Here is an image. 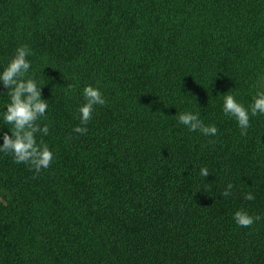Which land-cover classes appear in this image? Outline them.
Masks as SVG:
<instances>
[{
  "label": "trees",
  "instance_id": "16d2710c",
  "mask_svg": "<svg viewBox=\"0 0 264 264\" xmlns=\"http://www.w3.org/2000/svg\"><path fill=\"white\" fill-rule=\"evenodd\" d=\"M21 45L54 160L0 153V264H264V115L242 136L223 112L264 77V0H0V72ZM88 85L107 103L80 135ZM240 208L262 219L239 227Z\"/></svg>",
  "mask_w": 264,
  "mask_h": 264
},
{
  "label": "clouds",
  "instance_id": "9594fccd",
  "mask_svg": "<svg viewBox=\"0 0 264 264\" xmlns=\"http://www.w3.org/2000/svg\"><path fill=\"white\" fill-rule=\"evenodd\" d=\"M30 55L32 52L27 45L19 46L8 65L0 72V82L7 89L6 94L10 98L6 105L7 110L0 115L3 117V123L10 126L11 131V134L4 132L0 137L3 141L0 144V153L12 155L15 163L28 165L36 175H39L42 170L51 167L54 154L42 138L39 141L37 139L38 134L41 137L49 135V125L44 123L41 126L40 123L42 119H47L49 104L42 99V87L34 78L28 76L32 68V62L28 59ZM68 87L71 88L72 85ZM256 87L257 91L247 107L238 102L232 94L224 96L223 112L237 122L242 136L247 135L248 129L252 126L250 123L252 117L264 115V77L257 81ZM82 94L85 103L78 109L80 124L73 132L86 135L87 125L93 118L95 107L106 105L107 100L99 88L92 85L84 87ZM176 118L178 123L186 126L189 131H198L205 136L218 134V128L214 124L206 125L198 114L189 111L178 112ZM209 174L207 167L200 169L202 177L206 178ZM233 188L234 185L228 183L221 196L229 197ZM244 199L253 201L255 195L248 192ZM233 219L239 227L251 228L262 217L250 215L244 208H240L234 213Z\"/></svg>",
  "mask_w": 264,
  "mask_h": 264
}]
</instances>
